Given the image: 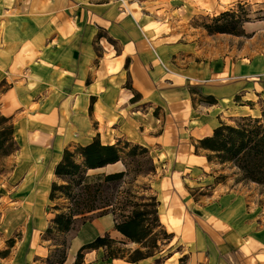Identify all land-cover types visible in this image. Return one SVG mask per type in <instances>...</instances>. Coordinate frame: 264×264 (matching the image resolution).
Instances as JSON below:
<instances>
[{
	"label": "crops",
	"instance_id": "obj_1",
	"mask_svg": "<svg viewBox=\"0 0 264 264\" xmlns=\"http://www.w3.org/2000/svg\"><path fill=\"white\" fill-rule=\"evenodd\" d=\"M135 1L0 0V112L12 119L15 136L17 130L26 134L23 162L58 156L50 174L56 179L64 151L96 138L157 150L171 166L158 186L160 222L171 236L164 263L264 264V204H258L264 188L225 186L218 178L227 166L196 148L221 123L234 124L226 103L242 89L248 92L245 77L232 80L226 59L214 69L192 43L166 37L160 22L130 3ZM258 58L241 60L240 67L253 65L264 75V58ZM36 132L38 141L31 136ZM17 142L15 154L23 150ZM201 173L210 179V193L195 199L187 178L198 182ZM49 225L25 224L12 247L14 264H46ZM84 226L65 264H75L79 250L99 236L126 243L111 215ZM83 264L132 263L107 259L99 249L85 253Z\"/></svg>",
	"mask_w": 264,
	"mask_h": 264
},
{
	"label": "rangeland",
	"instance_id": "obj_2",
	"mask_svg": "<svg viewBox=\"0 0 264 264\" xmlns=\"http://www.w3.org/2000/svg\"><path fill=\"white\" fill-rule=\"evenodd\" d=\"M130 3L136 4L135 8L138 10H140L139 7L143 8V12L160 22L166 37L178 40V43L182 45L192 43V48H195L200 59H210L214 69L218 64L222 66L226 59V73H231L232 80L245 77L242 84L249 88L246 89L248 92L242 89L233 100L226 103L227 119L234 123L228 125L236 126L242 123L243 117L259 118L264 123V97L262 98L264 96V75H262V69H255L253 65L250 67L248 61L243 63L249 65L248 68L251 70H244L240 67L241 60H249L252 57L258 61L261 60L258 57L264 58V0H137ZM226 12H234L238 19L242 20L243 27L241 29V26L238 25L235 34L244 32L245 35L210 34L207 31L206 26H214V20ZM244 21L246 22L244 23ZM224 22L225 20L222 23ZM203 54L206 55L202 56ZM215 72L218 71L215 70ZM254 84H258V89H250V87H254ZM248 99H252L253 102ZM25 135L24 132L17 130L16 136L17 140L22 143V152L9 159L0 160V264H14V250L9 246V241L15 240L16 244L17 240L20 241L26 223L32 222L40 228L49 225L54 218L52 208L55 203L49 201V192L46 189L48 182L55 179L50 174L58 156L51 155V159L44 157L42 160L39 158L37 162L31 161L30 164L23 162L21 153L24 154L26 148ZM31 136L39 139L40 133L36 132ZM147 149L149 151L147 154L137 151L134 158L127 161L130 176L122 185L118 184L116 187L119 192H132L131 200L133 202H140L141 198L158 196L160 179L171 168L170 164L165 163L164 158L157 157V150ZM229 167L219 169L223 173L218 179L223 180L225 186L229 188L241 186L245 189L251 186L250 183L242 182L238 172ZM124 169L123 164L120 163L115 167L91 174H111L124 171ZM197 180L196 177L187 178V186L193 189L192 194L195 195V199L201 197V194L208 195L210 193L207 184L210 181L208 176L201 173L198 182H196ZM202 181L206 183L203 185L204 188L199 187ZM255 192L260 191L256 189ZM121 196L117 208H125L130 211L132 207L126 208L124 206L126 201H122L124 195ZM120 202L123 204L120 205ZM57 204L62 206L63 201ZM258 204H264V196L263 198L259 196ZM95 217L96 215L92 219ZM82 224L83 222L79 221L68 237L55 234L54 239L58 242L66 241V246L68 243L70 245L85 227ZM160 230L161 228L155 229L156 232H160ZM85 235L86 233L81 235L77 243L84 242ZM124 240L126 241L124 244L118 241L120 243L117 244L116 250L127 261L134 251L141 249V246ZM50 245L51 243L48 242V246ZM158 245L160 246L159 252H155L153 259L141 261L138 264H165L164 260L169 254L168 242L160 241ZM73 247H76V243ZM142 251L144 250L142 249ZM58 258L59 254L55 256V259Z\"/></svg>",
	"mask_w": 264,
	"mask_h": 264
},
{
	"label": "trees",
	"instance_id": "obj_3",
	"mask_svg": "<svg viewBox=\"0 0 264 264\" xmlns=\"http://www.w3.org/2000/svg\"><path fill=\"white\" fill-rule=\"evenodd\" d=\"M241 22L234 12H226L214 20V26H206V29L210 34L243 36L244 32L235 34L238 25L242 29ZM207 101L211 105L217 104L211 97ZM196 148L210 152L209 161L215 159L220 165L235 169L242 182L264 187V123L259 118H243L242 123L236 126L221 123L211 137L198 141ZM19 150L12 119L0 112V160ZM137 151L143 154L149 152L146 147L122 141L115 145H104L99 138L88 145L76 147L74 151H64L61 161L55 167L56 179L49 193V201L55 203L52 208L54 218L45 232L44 240L55 249L50 250L46 264H65L67 260L69 243L66 246V241L58 242L54 239L55 234L68 237L79 221L85 225L95 215L98 218L111 215L115 230L130 243L141 246L127 259L132 264L154 258L160 249L158 243L171 239L160 222L158 196L133 202L132 192L116 190L117 185H122L130 176L127 161L134 158ZM118 163L123 164L124 171L91 174ZM121 195H124L122 201H126L124 206L132 207L130 211L117 208ZM60 201H63L62 206L57 204ZM156 228H161L160 232H156ZM118 243L109 234L99 236L79 250L75 264H83L85 253L99 249L106 251L107 259H125L117 253ZM14 244L15 240L9 241L10 247H14ZM58 254L59 258L55 259Z\"/></svg>",
	"mask_w": 264,
	"mask_h": 264
},
{
	"label": "bare ground",
	"instance_id": "obj_4",
	"mask_svg": "<svg viewBox=\"0 0 264 264\" xmlns=\"http://www.w3.org/2000/svg\"><path fill=\"white\" fill-rule=\"evenodd\" d=\"M36 130V129H35ZM32 138H34V139H36L37 141H38V138H35V137H32Z\"/></svg>",
	"mask_w": 264,
	"mask_h": 264
}]
</instances>
